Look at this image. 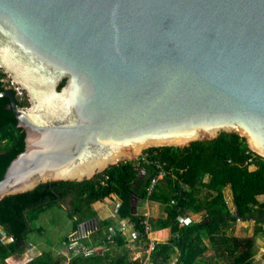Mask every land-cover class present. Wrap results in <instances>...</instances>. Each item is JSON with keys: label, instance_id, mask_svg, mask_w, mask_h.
Wrapping results in <instances>:
<instances>
[{"label": "water", "instance_id": "1", "mask_svg": "<svg viewBox=\"0 0 264 264\" xmlns=\"http://www.w3.org/2000/svg\"><path fill=\"white\" fill-rule=\"evenodd\" d=\"M23 141L0 199L221 132L264 156V0H0Z\"/></svg>", "mask_w": 264, "mask_h": 264}, {"label": "trees", "instance_id": "2", "mask_svg": "<svg viewBox=\"0 0 264 264\" xmlns=\"http://www.w3.org/2000/svg\"><path fill=\"white\" fill-rule=\"evenodd\" d=\"M0 76H8L2 67ZM3 90H10L19 106H28L24 95L19 98L0 81ZM23 136L9 98L0 96V179ZM160 171L161 177L156 178ZM226 187L235 211L225 199ZM112 195L119 201L115 215L130 222L136 242L144 248L149 243V230L170 229L168 240L153 242L147 260L150 264H171L173 256L174 264H252L253 237L236 236L233 227L240 219L253 220L254 232L263 229L264 156L251 150L238 133L221 132L213 139L185 146L146 147L139 157L120 160L89 179L47 181L6 195L0 199V264L24 259L26 247L34 244L27 239L33 230L28 222L47 209L64 207L71 230H77L80 223L96 216L92 204ZM146 200L158 202L164 215L147 217L140 210ZM187 211L202 212L201 219L181 225V216ZM109 229L113 231L111 241L107 237ZM62 238L67 241V234ZM85 240L87 255L55 254L48 248L23 264H143V257L131 260L126 252L114 251L126 241L108 219L96 220ZM98 245L104 248L101 252L94 250Z\"/></svg>", "mask_w": 264, "mask_h": 264}, {"label": "crops", "instance_id": "3", "mask_svg": "<svg viewBox=\"0 0 264 264\" xmlns=\"http://www.w3.org/2000/svg\"><path fill=\"white\" fill-rule=\"evenodd\" d=\"M160 177H161V174H158L156 176V178H160ZM224 196H225V199L231 211H235V207H234V203H232L233 200L231 198V192H230L229 187H226L224 189ZM118 202L119 201L117 197L113 195L94 202L92 204V207L96 213V216L88 220L90 224H88L87 221L82 222L79 224L77 230H71V225H70V228L68 232L66 233L68 236L67 241L63 240L62 238L55 246L49 247V249H51L53 253H59V254L63 253L64 255H67V253H71V254L72 253H88L89 247L85 239L89 234L85 233V235H81L80 231H84L87 227L95 228L96 220L98 219H108L113 226H116V228H118V230L120 231V234L123 237V240L126 241V243H124L121 246H118V248L114 249V251L126 252L129 255L131 260L142 259V257H140V253H147L145 259L144 260L142 259V260L143 262H146V264H149L147 262L148 253L150 252V248L152 247L153 242H163L165 240H168L169 237L171 236L170 229L168 227H165V228H160V229H155V230H149L147 233V236L149 238V243H148L147 248H144L143 244L136 242V239H135L136 232L133 226L130 224V222H127L126 220H121L117 218V216L115 215V209H116ZM159 205L160 204L158 202L146 200L142 204V206H140V210H143V213L147 217L156 218L160 216V215L158 216L156 213L158 209L160 210V213L164 215ZM137 208H139V206H137ZM201 216H202V212L193 213L191 211H187L181 216L180 224L183 225L184 223L190 224V223L198 222L201 219ZM86 224L88 226H86ZM253 226H254L253 220L241 221L240 219H238V221L233 227V234L236 236H240V237L252 236L254 239V253L252 257V264H264V225H262L263 229L260 232H254ZM0 233H3L2 229H0ZM72 234L76 236L75 241H77L78 244H81L83 247H79L76 249L68 248V246L71 245V243L73 242V240L70 237ZM84 248H86V251H84ZM34 249H35V244L27 246L24 251V255H27L26 252L27 253L32 252L30 253V257H32L41 252V250H34ZM103 249L104 248L99 245L94 247V250L96 252H101ZM211 252H212L211 250L207 251L208 254H211ZM110 254H113V253H110ZM175 260H176V257L173 256L171 260V264H174Z\"/></svg>", "mask_w": 264, "mask_h": 264}, {"label": "rangeland", "instance_id": "4", "mask_svg": "<svg viewBox=\"0 0 264 264\" xmlns=\"http://www.w3.org/2000/svg\"><path fill=\"white\" fill-rule=\"evenodd\" d=\"M23 95L26 97L24 91L22 92ZM156 213L158 216H162L159 209ZM87 223L90 224L88 220ZM70 225V219L66 209L56 205L41 213L36 220L28 222V226L33 227V230L27 234V239L34 242V250L48 249L49 247L55 246L62 239V236L68 232ZM86 226L88 225L86 224ZM37 228H40V231ZM30 253L26 252L27 256L30 257ZM146 255L147 253H140V257H143V260ZM143 263L146 264V262Z\"/></svg>", "mask_w": 264, "mask_h": 264}, {"label": "built area", "instance_id": "5", "mask_svg": "<svg viewBox=\"0 0 264 264\" xmlns=\"http://www.w3.org/2000/svg\"><path fill=\"white\" fill-rule=\"evenodd\" d=\"M4 71V69H3ZM5 72V71H4ZM8 76H0V81L5 83L6 85V88L8 89H13L15 91V94L20 98L22 96V92L23 90L21 89V87L11 78V76L5 72ZM158 174H162V172L160 171ZM154 179L151 180V182H153ZM94 229V227H90V228H86L84 231H80V234L81 235H85L86 234H89L92 230ZM112 229H109V232L107 233V237L109 238V240L111 241V237L110 235H112ZM71 239L73 240V242L71 243V245L68 246L69 249H76V248H79V247H83L81 244H78L77 241H75L76 239V236H74V234H72L71 236ZM9 240H11V238H9ZM84 251H86V248H84ZM72 254H76V253H72ZM84 255H87L88 253H82ZM29 259V256L25 255L24 256V259L21 260H13V259H8L7 260V263L8 264H23L26 260Z\"/></svg>", "mask_w": 264, "mask_h": 264}]
</instances>
